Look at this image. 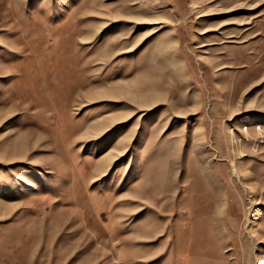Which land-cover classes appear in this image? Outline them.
<instances>
[{
    "label": "rangeland",
    "instance_id": "obj_1",
    "mask_svg": "<svg viewBox=\"0 0 264 264\" xmlns=\"http://www.w3.org/2000/svg\"><path fill=\"white\" fill-rule=\"evenodd\" d=\"M0 264H264V0H0Z\"/></svg>",
    "mask_w": 264,
    "mask_h": 264
},
{
    "label": "bare ground",
    "instance_id": "obj_2",
    "mask_svg": "<svg viewBox=\"0 0 264 264\" xmlns=\"http://www.w3.org/2000/svg\"><path fill=\"white\" fill-rule=\"evenodd\" d=\"M18 147V146H17ZM19 148V147H18ZM20 149V148H19Z\"/></svg>",
    "mask_w": 264,
    "mask_h": 264
}]
</instances>
